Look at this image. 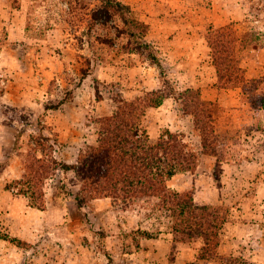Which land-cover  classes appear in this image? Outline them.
<instances>
[{
  "label": "rangeland",
  "instance_id": "obj_1",
  "mask_svg": "<svg viewBox=\"0 0 264 264\" xmlns=\"http://www.w3.org/2000/svg\"><path fill=\"white\" fill-rule=\"evenodd\" d=\"M21 7L24 35L11 39L4 22ZM0 15V264H264L263 150L228 178L208 182L204 164L170 183L217 213L206 236L173 235L158 198L87 189L79 162L102 121L142 95L165 99L146 114L153 141L169 128L194 151L211 129L217 146L237 131L264 146V0H5ZM220 63L242 69L237 87ZM216 87L208 126L194 105ZM210 184L219 201L203 205Z\"/></svg>",
  "mask_w": 264,
  "mask_h": 264
},
{
  "label": "trees",
  "instance_id": "obj_2",
  "mask_svg": "<svg viewBox=\"0 0 264 264\" xmlns=\"http://www.w3.org/2000/svg\"><path fill=\"white\" fill-rule=\"evenodd\" d=\"M138 25L143 26L139 22ZM221 32L216 37L219 43L223 39ZM217 58L223 60L222 57ZM219 67L220 80L226 86L237 87L243 80L241 68L226 66L225 63H220ZM186 92L191 93L190 90ZM155 94L152 91L150 95ZM144 96L121 102L116 111L102 121L98 146L90 148L79 160L84 165L85 185L89 190L103 193L106 197L121 198L124 202L144 197L158 198L159 206L170 213L173 235L187 236L191 232L206 236L213 229L209 220L218 219L217 213L208 214L206 206L195 205L192 193H179L168 187V181L175 175L193 174L200 155L189 149L182 135L168 129L154 141L150 138L145 126L146 114L150 109L162 106L165 99L155 98L156 101L152 102V97L147 102ZM197 96L194 106L201 109L199 115L209 121V126L213 122L209 110L212 103L200 99L199 94ZM201 134L206 139L202 142L204 153L220 161L217 156L220 145L217 146L215 132L201 130ZM210 135L211 139L207 140ZM63 168L75 169L76 165L64 164Z\"/></svg>",
  "mask_w": 264,
  "mask_h": 264
},
{
  "label": "crops",
  "instance_id": "obj_3",
  "mask_svg": "<svg viewBox=\"0 0 264 264\" xmlns=\"http://www.w3.org/2000/svg\"><path fill=\"white\" fill-rule=\"evenodd\" d=\"M1 1H5V0H0V2ZM24 10H25L24 7H21L20 9L16 8L13 10L12 16H14V18H16V19H14V22H10V24H9L10 26H8L7 22H4V26H7L8 29L10 30L9 35H10L11 39L13 38L12 36L15 32L17 33V36H23L24 35V29L22 28L23 24L25 23L24 19L26 17V13H24L25 12ZM215 89H216L215 91H213V90L208 91V93H207L208 97L207 98L204 95H201L202 100L207 101V102H215L217 100L218 94H219V93H217V92H219L218 91L219 89L217 87ZM227 92L234 93V94H236V92H237L238 94H240L239 93L240 91L238 89H235V88H229V89H227ZM162 107H163V105L158 107V108H152V109H160ZM152 109H150V110H152ZM263 112H264V109L261 110V116H264ZM259 115H260V111H259ZM258 122L259 121L257 119L253 118L248 123V125H240V128H243V127H245V128H247V127L248 128H256L257 124H259ZM218 127L221 128L223 131H225V133L228 131V128H230L227 126H223V124H220ZM167 129L170 130L169 128H167ZM147 130H148V128H147ZM148 133H149V130H148ZM239 133L240 132L237 131V132H234V135H232V136L229 135V137H226V138L223 137L225 141L222 142L223 144L220 145V150H221L220 153L223 155H230V159H232V160H226L224 162L218 161L214 156L204 153L202 144H200L199 147L194 150V152H196L200 155V160H199L197 169H199L201 166L206 164V168L208 169V172L206 173L205 178L208 180V182L211 183L212 180L218 181L219 179H221L222 176H223V178H226V177L228 178L229 171L232 169H242L244 166H247L248 164L254 165V166H256L258 164V161L256 160L255 155H256V152L262 153V150L264 152V146H258V147L256 145H249L247 147L243 146L242 140L238 139ZM217 134H218V132H217ZM160 135H161V132H160L159 136ZM149 136H150V133H149ZM159 136L157 138H159ZM263 136H264V134H263ZM157 138H155V139H157ZM245 150L246 151L250 150V152H252V155H254V157L251 159L244 158L243 153ZM216 171H218V172L220 171V173H217V175L215 176L214 172H216ZM180 174H185V173H180ZM178 175L179 174L175 175L174 177H172L168 181V187L174 191L179 192V193L187 192L188 191L187 188L175 190V189H173V187L170 186V183ZM190 175H191V178H193L192 176L194 174H190ZM236 176H238V175H236ZM205 182L207 184V181H205ZM220 189L221 188H218L217 185H211L210 184L209 186H207L205 188V190H207L206 201L203 203V205H205L206 202L210 203L211 198L214 201V203H218V201H219L218 194L215 192H217ZM208 190H210V191H208ZM192 194H193V199H194V203H195L196 201H195L194 192ZM208 195H211V198L208 197ZM214 203H212V204H214Z\"/></svg>",
  "mask_w": 264,
  "mask_h": 264
}]
</instances>
